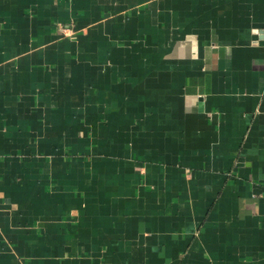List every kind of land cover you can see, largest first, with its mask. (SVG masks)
I'll list each match as a JSON object with an SVG mask.
<instances>
[{"label":"crops","instance_id":"crops-1","mask_svg":"<svg viewBox=\"0 0 264 264\" xmlns=\"http://www.w3.org/2000/svg\"><path fill=\"white\" fill-rule=\"evenodd\" d=\"M264 0H0V264H264Z\"/></svg>","mask_w":264,"mask_h":264},{"label":"built area","instance_id":"built-area-1","mask_svg":"<svg viewBox=\"0 0 264 264\" xmlns=\"http://www.w3.org/2000/svg\"><path fill=\"white\" fill-rule=\"evenodd\" d=\"M264 196V195H263Z\"/></svg>","mask_w":264,"mask_h":264}]
</instances>
